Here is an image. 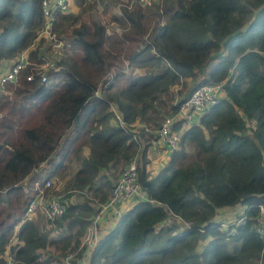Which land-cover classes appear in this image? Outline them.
<instances>
[{"label":"trees","instance_id":"16d2710c","mask_svg":"<svg viewBox=\"0 0 264 264\" xmlns=\"http://www.w3.org/2000/svg\"><path fill=\"white\" fill-rule=\"evenodd\" d=\"M41 2L0 0V66L35 41ZM76 2L77 14L54 12L52 30L69 53L51 81L21 73L0 91V264L7 255L53 264L69 252L72 264H264V236L252 228L264 205V0L135 3L111 14L110 31L92 5ZM47 47L38 41L30 60ZM219 82L217 103L194 125L175 126L179 148L151 177L146 149L161 120L194 88ZM135 123L150 131L134 139ZM136 154L143 196L84 260L80 239ZM45 179L64 181L54 192L66 194L64 214L21 223ZM236 206L243 222L222 227L220 210Z\"/></svg>","mask_w":264,"mask_h":264},{"label":"built area","instance_id":"2783aa9c","mask_svg":"<svg viewBox=\"0 0 264 264\" xmlns=\"http://www.w3.org/2000/svg\"><path fill=\"white\" fill-rule=\"evenodd\" d=\"M97 3H105L111 1L115 4L114 10L121 15L122 8H130L132 2L138 3L140 6H147L152 3H157L159 0H94ZM41 9L43 14V25L38 32L35 41L30 46L17 55L16 59L5 66L7 68L0 73V91L3 92V84L12 82L17 84L20 79V74H23V79L26 81L38 80L41 83H49L54 73L61 68L57 62L62 56L63 40L58 38L57 34L52 30V25L55 20L54 12L69 13L71 10L70 0H42ZM43 40L44 47L47 49L39 55L37 61L30 60L29 53L34 49L38 41ZM28 70L24 73V71ZM58 82V78H54ZM223 83H208L202 84L194 88L191 93L178 101L180 102L179 109L174 114L165 116L160 123L159 128L154 133V138L150 141L151 146L157 151L164 146L168 151L172 152L179 148L181 129L190 127L199 121L200 116L211 106L215 105L222 92ZM117 119L121 126H128L122 122L121 117L117 115ZM181 123V129L176 130L175 126ZM131 125V130L134 134V139H137V134L140 129L150 131L147 126L139 124ZM142 146V145H141ZM140 146V148H141ZM139 154L131 158L126 166L120 171L115 185L112 188L108 200L99 205L98 213L92 218L91 224L87 227L86 232L80 239L78 250L85 249L84 253H88L96 246L100 230L98 228V219L109 209H115L116 206L123 202H135L138 197L143 194L137 180V165ZM52 179H45L42 183L35 182L32 187V197L26 205L24 216L21 221L34 220L35 216L41 214L45 221L51 223L62 217L65 212V205L61 202L59 196L52 194ZM28 191V188H25ZM236 208V207H235ZM228 210V208H226ZM221 211V210H220ZM120 213L118 212V215ZM117 215V216H118ZM243 218L239 217L233 222L235 226L240 225ZM20 223V224H21ZM224 226V225H223ZM228 226L225 225V228ZM18 228V227H17ZM252 228L260 237L264 236V205L258 206V212L252 219ZM234 232L235 229H232ZM75 258V252H69L53 264H72ZM14 258L7 255L4 264H13Z\"/></svg>","mask_w":264,"mask_h":264},{"label":"rangeland","instance_id":"374dc122","mask_svg":"<svg viewBox=\"0 0 264 264\" xmlns=\"http://www.w3.org/2000/svg\"><path fill=\"white\" fill-rule=\"evenodd\" d=\"M86 4L93 6V8L90 11L91 16L94 19L101 21L106 26L108 31L115 28V26L113 24L110 25V22H109L111 14H118L113 8V6H114L116 9V6L113 2L107 1L106 4L105 3L100 4V3L95 2L94 0H86ZM134 4H135V2H132V5H134ZM70 7H71L70 13L77 14L80 12V6L76 2V0H70ZM64 39H65V37L62 39L63 40V42H62V44H63L62 58L64 57L65 51L69 53V47L64 46V44L66 43ZM125 72L128 73L129 70H126ZM97 93H99V91ZM2 115L3 114L0 112V117ZM27 119L28 118H25V120H27ZM248 125H250V124H248ZM84 153L85 154L88 153L87 148L84 149ZM42 166H45V165H42ZM77 167H78V164L74 163L72 166L71 172L73 173L77 169ZM51 183H52V192L54 194L55 191H60V189L63 186L64 181L52 179ZM54 195L60 196V199L66 197V194L64 192L58 193V194L55 193ZM72 198L75 200H81L82 199V197H80L79 194H76V193L72 196ZM242 211H243V207H241V206H236V208L235 207H229L228 210H226V211H220L216 219H217V221L222 222L221 225H222V227L225 228V225L230 226L231 224H233V222L236 221L240 217ZM37 216L41 217L42 220L44 219L41 214H38ZM44 221H45V219H44ZM105 229L106 230L102 231L101 237L104 236L106 233L110 232V230H111L109 227L105 228ZM200 249H201V247H200Z\"/></svg>","mask_w":264,"mask_h":264},{"label":"crops","instance_id":"0c3cea01","mask_svg":"<svg viewBox=\"0 0 264 264\" xmlns=\"http://www.w3.org/2000/svg\"><path fill=\"white\" fill-rule=\"evenodd\" d=\"M6 64L7 63H5L4 66ZM6 69L7 68L2 67L0 69V73H2ZM135 124H136L135 125L136 128H138L140 123H135ZM141 145L143 146V143ZM147 146L148 147L146 149V153H147V157L149 158V162H150L147 166V171L152 177L167 164L170 158L171 152L168 151L164 146L160 147V149L157 151L151 146V143H148ZM132 204L133 202H130V201L123 202V204L116 206L115 209H109L100 216V218L98 219V228L100 230L99 238L101 237L102 231L106 230L105 228L109 227L110 229H112L115 226L116 219L118 217L117 216L118 212L119 213L124 212ZM226 210H227L226 208H223L221 211H226ZM37 218L38 216H35L34 220H36ZM15 232H17V229ZM89 254H90L89 252L84 253L83 259L84 260L86 259L87 261H89Z\"/></svg>","mask_w":264,"mask_h":264},{"label":"water","instance_id":"95a60500","mask_svg":"<svg viewBox=\"0 0 264 264\" xmlns=\"http://www.w3.org/2000/svg\"><path fill=\"white\" fill-rule=\"evenodd\" d=\"M115 185V183H114V181L112 182V186H114Z\"/></svg>","mask_w":264,"mask_h":264}]
</instances>
